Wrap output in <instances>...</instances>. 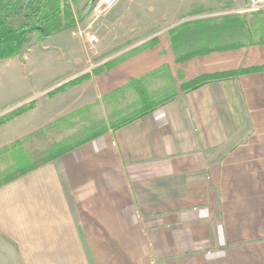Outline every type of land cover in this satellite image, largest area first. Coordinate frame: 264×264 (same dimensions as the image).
Here are the masks:
<instances>
[{
  "label": "crops",
  "instance_id": "crops-1",
  "mask_svg": "<svg viewBox=\"0 0 264 264\" xmlns=\"http://www.w3.org/2000/svg\"><path fill=\"white\" fill-rule=\"evenodd\" d=\"M119 4L110 20L119 30L154 29L170 15L133 23L130 7ZM241 16L160 34L73 87L82 94L94 86L86 104L132 79L146 77L149 87L147 76L165 71L179 89L145 116L0 188L7 264H264V19L255 40L250 17ZM237 24L249 37L227 41ZM94 37L73 29L43 41L32 34L17 56L0 60V115L135 44ZM177 51L189 57L179 61ZM240 69L255 71L184 89L198 77ZM49 109L38 102L0 131L29 124L34 131Z\"/></svg>",
  "mask_w": 264,
  "mask_h": 264
},
{
  "label": "rangeland",
  "instance_id": "rangeland-1",
  "mask_svg": "<svg viewBox=\"0 0 264 264\" xmlns=\"http://www.w3.org/2000/svg\"><path fill=\"white\" fill-rule=\"evenodd\" d=\"M245 1L246 0H121L120 4H122V2L125 3L130 7V11L133 12L131 14V20L133 23L142 20L149 25V23L153 22L151 21L152 19L158 17L164 19L166 15L170 14L169 16L165 17L162 25L154 29H149V27L147 26L137 24L136 29H139L140 31H129L126 29L119 30V27L117 25L112 24L110 20L117 16L115 14V9L109 11L94 12L93 8L84 19V21L79 24L80 28L78 26V28L76 29L77 32L90 34L93 42L96 41L94 37L95 35L103 34V39L106 40L105 42H113L116 37L120 35L134 38L132 42H135V44H132L131 46L121 50L118 53L117 49L119 48L107 52L108 54L106 53V57L104 55L98 59V62H91L87 71H89L94 66L97 68L98 65H103L104 63L111 60H117L137 49L143 48L150 40L156 38V36L160 34L166 36L171 35V32H173V30H176V28L179 27L181 28L184 25H193L200 22L210 23L211 26L214 23L217 24L221 22H227L225 24H228V21L231 20L230 18L242 17L241 15L243 14L239 13L238 10L242 6H244ZM203 3H206V5L201 6L202 8L200 9H196L194 6L195 4ZM244 16L250 17L249 23L247 24L248 28L252 30V33H254V39H259L260 36L256 33V30H261L259 20L261 21V19H264V11L252 14H244ZM238 28L239 24L234 27L236 34L229 35L227 41H241L249 37V35L247 36L243 25V30H240ZM251 39L252 41H255L253 40V37ZM221 43V40L217 42V44ZM104 57L105 60L103 59ZM150 78L151 81L149 83V90L154 102L156 103L168 99L171 94L177 93V90L179 89L177 80L174 77L172 79L171 74H167L165 71L161 73H155V75L150 76ZM62 81L63 80L55 81L50 86L42 90L37 99L32 100L31 98H33V96H31V101L29 99L30 102L24 105L28 106L34 104L35 107L38 102H41V104L50 102L49 111L44 113L45 118H41L40 120V126H42H39V128L35 129L34 131H30L32 130V128L30 127L31 124H29L27 126L28 128L25 130H23V125H15L1 129L0 148L5 146V144L3 145L2 143H7L8 141L12 143L19 138H23L29 134L34 133L37 130L43 129L48 124L56 122L60 118L67 117L70 113H73L87 106L90 107L88 111L84 112L83 114H77L72 118L74 125H68L69 123H60V125L56 128L49 129L41 135L31 137L27 142L26 147L31 151H42L48 148L51 144L59 142L66 137L74 138L75 136L80 135L82 131H85L82 129V127L84 126L99 127L107 125L108 127H112V124L118 122L120 120V117L141 107L139 97L134 90H126L125 93H120L116 96H109L105 94L99 101L93 98L91 102L86 104L85 101L87 96L95 95L94 86L84 90V93L82 94L81 89L70 87L61 92L62 94L58 93L54 96H50L49 94L53 92L51 88H54ZM57 95L59 97L58 99H56V101H50V99L55 96L57 97ZM81 98L84 101V105L82 106ZM12 110L15 109L8 110V112L4 113L3 115H8V113H10ZM1 116L2 115H0V118ZM20 116L21 115L17 117ZM15 118H13L12 120H14ZM27 131L30 132L26 133ZM24 133L25 135H23ZM3 244H5L4 240L0 236V251L1 249H3ZM6 249L7 248H5L4 251ZM0 261L3 262L2 264H7L8 259L6 257H0Z\"/></svg>",
  "mask_w": 264,
  "mask_h": 264
},
{
  "label": "trees",
  "instance_id": "trees-1",
  "mask_svg": "<svg viewBox=\"0 0 264 264\" xmlns=\"http://www.w3.org/2000/svg\"><path fill=\"white\" fill-rule=\"evenodd\" d=\"M93 9V0H0V60L17 56L24 45L28 42L32 34L37 36V40H46L60 32L68 29L76 30L79 24L84 21L90 11ZM24 18L20 24L12 23L16 18ZM176 30L171 32L175 34ZM175 37L173 36V44L175 46ZM137 49L130 54L125 55L117 60H111L103 65L93 69V72L83 73L71 80L66 81L62 85L53 89L49 95L54 96L63 92L66 88L78 86L85 81L91 79L92 75H97L123 60L126 56L132 55L143 50ZM176 50V47H174ZM178 60L181 61L189 56L178 54ZM251 69H240L233 72L217 73L213 75H205L184 84L185 90L199 89L213 81L226 80L236 77L243 73L252 72ZM168 74V72H167ZM153 74L148 75L150 77ZM127 89H133L139 97L141 107L132 113L123 116L118 122L112 124V127H120L138 119L153 110V106L163 104L174 98L176 93L171 94L168 99L161 102H154L147 78L132 79L131 82L123 88H120L109 96L123 94ZM152 104V105H151ZM34 104L22 106L10 113L2 115L0 118V126L7 124L13 118L24 114L31 110ZM90 107L79 109L69 116L60 118L56 122L48 124L43 129L37 130L23 138H19L10 144L0 148V188L36 171L37 169L59 159L61 156L71 152L76 147L104 134L109 127L107 125L99 127H82L80 135L74 138L66 137L59 142L51 144L42 151H31L26 147L31 137L41 135L49 129L56 128L60 123H69L74 125L72 118L77 114H83Z\"/></svg>",
  "mask_w": 264,
  "mask_h": 264
},
{
  "label": "built area",
  "instance_id": "built-area-1",
  "mask_svg": "<svg viewBox=\"0 0 264 264\" xmlns=\"http://www.w3.org/2000/svg\"><path fill=\"white\" fill-rule=\"evenodd\" d=\"M119 3H120V0H93L94 12L113 10L114 8H116L118 6ZM262 11H264V0H247V2L244 4V6H242L238 10V12L242 13V14H252V13H257V12H262ZM98 66H100V65H98ZM94 67H92V68L95 69L96 67L95 68ZM92 68L90 70H93ZM63 83L64 82H61V83L57 84L54 88H51V89L53 90L56 87L62 85ZM39 95H40V92L38 94H35L33 96V98H31V99L32 100L37 99L39 97ZM31 99H30V101H31ZM30 101L20 103V104L14 106L12 109L22 107V106L26 105V103H29Z\"/></svg>",
  "mask_w": 264,
  "mask_h": 264
}]
</instances>
